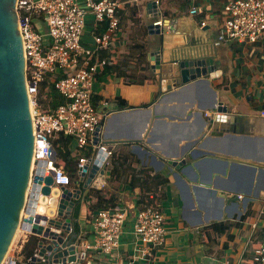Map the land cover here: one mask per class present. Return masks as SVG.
Wrapping results in <instances>:
<instances>
[{"label":"crops","instance_id":"crops-1","mask_svg":"<svg viewBox=\"0 0 264 264\" xmlns=\"http://www.w3.org/2000/svg\"><path fill=\"white\" fill-rule=\"evenodd\" d=\"M117 1L128 18L133 7L145 29L147 24L160 20V25L155 24L158 34L148 35L146 29V54L157 50L163 62L183 55L212 56L219 70L206 82L192 83L188 89L171 94H163L162 79L149 68L151 80L141 84H126L113 73L101 72V68L95 75L91 102L104 116L97 141L107 136H138L147 116L142 141L116 143L114 151L132 154L137 162H132L131 167L138 164L149 169L150 174L158 173L167 179L164 185L153 188V203L159 205L164 216L165 238L150 264L249 263L253 247L264 245V35L254 43L222 37L223 5L228 0H157L158 14L154 17H149L146 9V4L154 0ZM190 6L201 7V13L189 15ZM97 25L87 13L80 38L83 46L91 45ZM123 36L118 28L110 48L116 56L124 43ZM212 99L225 106L226 112L206 107ZM68 145L75 155L73 141ZM182 154L186 168L167 165V159ZM129 179L111 180L105 169L103 185L97 190L126 210L116 250L119 264H142L132 232L139 188ZM68 187L76 188L73 184ZM90 189L95 188L83 192L79 211L72 215L76 250L83 251L84 257L71 264H104L103 255L83 247L92 239V211H88V205L94 199H84ZM246 211L248 215L240 221ZM235 221L240 223L230 224ZM252 222L256 223L253 231ZM75 225L77 231L73 230ZM29 236L38 240L19 228L14 232L8 253L16 264L24 261L21 248L25 244L26 249L31 248Z\"/></svg>","mask_w":264,"mask_h":264},{"label":"built area","instance_id":"built-area-1","mask_svg":"<svg viewBox=\"0 0 264 264\" xmlns=\"http://www.w3.org/2000/svg\"><path fill=\"white\" fill-rule=\"evenodd\" d=\"M154 3L157 5V0ZM118 8L117 0L14 1L13 11L21 43L24 89L33 138L26 194L36 169L42 172V176H50L55 187L71 184L52 146V140L57 135L70 137L74 143L78 156L75 176L85 160L93 157L96 149L105 153L102 164L107 169L114 148L111 146L107 150L106 145L98 141L93 144V132L104 116L93 106L91 93L97 70L105 64V58L100 57V53L110 51L115 41ZM223 12L220 34L225 39L254 43L263 37L264 0H228L223 5ZM87 13L92 15L95 23L104 22L105 26L102 32L93 35L90 46H83L80 38ZM187 13L191 16L200 14L201 7L190 6ZM155 24L160 25V20L154 21ZM47 78L63 99L52 109L41 108L36 98L39 85ZM261 115L264 116V111ZM86 152L88 156L84 155ZM260 214L262 209L257 216ZM125 218V207L119 203L92 211V239L84 243L83 247L103 255L104 264H119L116 250ZM255 226L256 223L252 222L250 230L253 231ZM132 232L138 243L137 251L142 264H150L154 251L163 244L165 238L164 216L159 205L153 203L137 210ZM252 262L264 264L263 244L253 249ZM225 263L240 264V261ZM0 264L16 262L7 252ZM20 264H27V261Z\"/></svg>","mask_w":264,"mask_h":264},{"label":"water","instance_id":"water-1","mask_svg":"<svg viewBox=\"0 0 264 264\" xmlns=\"http://www.w3.org/2000/svg\"><path fill=\"white\" fill-rule=\"evenodd\" d=\"M15 0H0V262L7 251L11 237L17 228L38 237L34 253L29 263L71 264L84 257L83 251L76 250L75 233H72L74 210L79 211L83 192L89 188L99 189L104 180L105 166L102 164L105 153L96 149L92 158H87L76 173L71 184L55 187L50 176H42L36 169L31 177V186L27 192L30 175L33 138L28 111V101L23 81V56L20 38L16 29L13 11ZM149 17L158 14L154 2L146 4ZM147 34H158L156 25H146ZM148 68L163 81L164 93L181 92L192 83L206 82L219 74L217 61L212 56L183 55L168 62L161 60L160 52L149 51L146 54ZM217 112H226V107L212 99L209 105ZM205 109L204 107L200 108ZM201 114V113H200ZM146 116L139 129L138 136H109L101 141L109 150L115 144H138ZM207 122V126H208ZM102 125H98L92 136L96 144ZM167 165L184 169V154L166 160ZM54 190V191H52ZM54 195L53 209L49 213L36 210L40 197Z\"/></svg>","mask_w":264,"mask_h":264},{"label":"trees","instance_id":"trees-1","mask_svg":"<svg viewBox=\"0 0 264 264\" xmlns=\"http://www.w3.org/2000/svg\"><path fill=\"white\" fill-rule=\"evenodd\" d=\"M134 8L129 12V16L127 17V14H124V11L120 8L117 9L116 15L118 17V28H120V25L122 23H126L127 21L131 20L133 18L134 14ZM137 18V17H135ZM135 20V19H134ZM138 19H136L137 21ZM104 22L99 23L96 27V32L100 33L104 30ZM140 31L142 35L146 34V29L144 25H140ZM136 55V63L132 64L130 61L131 56ZM100 57L105 58V64L101 67V72H107V73H113L116 77L122 78V80L126 84H141L144 81L151 80L149 73H144L148 71V63L146 61V50L144 42H132L127 47V53L126 55H119L116 56V53L112 51L108 52H101ZM138 70L141 73H138ZM57 78V77H55ZM37 102L40 105L41 108H54L58 104L62 103V97L59 95V93L53 88V86L50 84V79L44 80L38 88L37 93ZM122 101V100H120ZM72 141L70 137H65L62 135H57L52 140V146L54 148V151L56 153V157L60 162L62 163V166L65 170V172L68 174L70 182L75 178V170H76V162H77V155L72 154L71 150L69 148V142ZM85 156H88V152L84 153ZM132 162H137V160L133 157L132 154L119 151L115 153V151L112 153V155L109 158L108 161V172H109V178L111 180L116 181H125L127 177H130L129 182L135 183L139 188V193L135 198V205L139 206L137 210H140L150 204H153L155 201L154 198V190L155 186L158 185H164L167 182V179L162 177L158 173H149V169L140 167L138 164L136 167H131ZM91 198L94 199V203H90L88 205V211H94L97 208L100 207H107L109 205L114 204V198H104L99 194V190L97 189H90L87 191V193L84 196L85 198ZM77 213L76 210L73 212V216H75ZM246 215H248V212L246 211L240 221H242ZM240 221H235L230 224L238 225ZM227 224V223H226ZM229 224V225H230ZM228 225V224H227ZM73 230L77 231V226L75 225L73 227ZM27 242L31 244L30 249H26V244L21 248V254L23 256L24 262L27 261V264H30L28 262V259L31 257V255L34 253L35 246L37 240L29 236L27 239ZM259 245V244H258ZM258 245L254 246L257 247ZM253 249L251 252V259L249 263L244 262L243 264H253L252 257H253ZM242 264V263H241Z\"/></svg>","mask_w":264,"mask_h":264},{"label":"rangeland","instance_id":"rangeland-1","mask_svg":"<svg viewBox=\"0 0 264 264\" xmlns=\"http://www.w3.org/2000/svg\"><path fill=\"white\" fill-rule=\"evenodd\" d=\"M133 16L134 17L131 18V20L127 21L126 23H122L120 25V30H122V33L124 35L123 36L124 37L123 38L124 43L120 47L119 55H126L127 47L130 43H132V42H144V40H143L144 35L141 34V31L139 28L140 27L139 18H135L136 17L135 14H133ZM136 19H138V20L136 21ZM125 27L128 29H126ZM129 58H130V61L132 64L136 63V61H137L136 55H133ZM138 73H141V72L138 70ZM144 73L146 74L148 72H144ZM9 246H8L6 253L9 251Z\"/></svg>","mask_w":264,"mask_h":264},{"label":"bare ground","instance_id":"bare-ground-1","mask_svg":"<svg viewBox=\"0 0 264 264\" xmlns=\"http://www.w3.org/2000/svg\"><path fill=\"white\" fill-rule=\"evenodd\" d=\"M54 191V190H52ZM54 205V195L51 193L50 198L48 197H40V199L37 202L36 210L42 212V213H49ZM50 206V207H49ZM45 208V209H44ZM14 235V233H13ZM13 238V236L11 237ZM12 240V239H11ZM13 241V240H12ZM11 242V241H10ZM12 243V242H11ZM10 245V244H9ZM8 245V246H9ZM8 248V247H7ZM6 254V253H5ZM4 254V256H5ZM1 263V262H0Z\"/></svg>","mask_w":264,"mask_h":264},{"label":"flooded vegetation","instance_id":"flooded-vegetation-1","mask_svg":"<svg viewBox=\"0 0 264 264\" xmlns=\"http://www.w3.org/2000/svg\"><path fill=\"white\" fill-rule=\"evenodd\" d=\"M68 187V186H67ZM69 188V187H68Z\"/></svg>","mask_w":264,"mask_h":264}]
</instances>
